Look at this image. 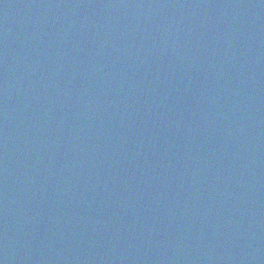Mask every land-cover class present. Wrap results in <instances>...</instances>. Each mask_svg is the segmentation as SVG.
I'll return each mask as SVG.
<instances>
[{
  "label": "water",
  "instance_id": "95a60500",
  "mask_svg": "<svg viewBox=\"0 0 264 264\" xmlns=\"http://www.w3.org/2000/svg\"><path fill=\"white\" fill-rule=\"evenodd\" d=\"M0 264H264V0H0Z\"/></svg>",
  "mask_w": 264,
  "mask_h": 264
}]
</instances>
